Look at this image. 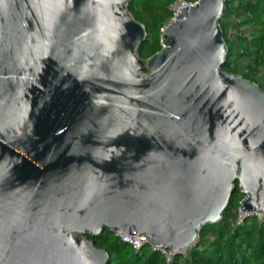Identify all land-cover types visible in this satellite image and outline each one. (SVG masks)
Listing matches in <instances>:
<instances>
[{"label": "water", "instance_id": "water-1", "mask_svg": "<svg viewBox=\"0 0 264 264\" xmlns=\"http://www.w3.org/2000/svg\"><path fill=\"white\" fill-rule=\"evenodd\" d=\"M131 0H0V264H107L88 236L179 254L229 206L264 213V89L221 68L225 0L141 58Z\"/></svg>", "mask_w": 264, "mask_h": 264}, {"label": "trees", "instance_id": "trees-1", "mask_svg": "<svg viewBox=\"0 0 264 264\" xmlns=\"http://www.w3.org/2000/svg\"><path fill=\"white\" fill-rule=\"evenodd\" d=\"M176 1L131 0L129 3L130 13L147 33L138 49L141 58L161 49V30L173 16L170 7ZM220 25L228 49L221 68L264 89V0H225ZM242 196L236 183L221 219L203 226L196 243L187 248V254H173L170 262L148 243L134 249L107 228L98 236L88 237L107 252V264H264V218L260 221L250 214L237 223L236 209Z\"/></svg>", "mask_w": 264, "mask_h": 264}, {"label": "built area", "instance_id": "built-area-1", "mask_svg": "<svg viewBox=\"0 0 264 264\" xmlns=\"http://www.w3.org/2000/svg\"><path fill=\"white\" fill-rule=\"evenodd\" d=\"M196 2H197V0L195 2H192V3H187L184 0H180V2H178V3L175 2L174 4H172L171 7H170V9H171V12H172V15L173 16L171 17L170 21L177 14V12L179 11V9H180L181 6H183V5H193ZM239 189L242 192L243 196L238 201V206H237V209H236V211H237V223H241L243 221V219L245 218V216L250 215V214L256 215L258 217V219L261 221L264 218V213H261V212H248V211H243V209L241 207V203H242L243 199L247 196L248 192H247V190L241 189L240 186H239ZM115 235L117 237H119L122 241L130 244L134 249H139L143 244L147 243V236H146L145 233H137V234L131 235V234H128V233L123 232L121 230H117L115 232ZM152 248L154 250L161 251L164 254L167 262H170L171 261L173 254L170 253V252H166L165 249H164V247H161V246H152ZM184 251H181V254L186 255L187 253L184 252Z\"/></svg>", "mask_w": 264, "mask_h": 264}, {"label": "rangeland", "instance_id": "rangeland-1", "mask_svg": "<svg viewBox=\"0 0 264 264\" xmlns=\"http://www.w3.org/2000/svg\"><path fill=\"white\" fill-rule=\"evenodd\" d=\"M176 2L178 3V2H180V0H177ZM164 29H165V27L162 28V30H164ZM162 30H161V35H160V36H161V40H160V44H161V45H163V41H162ZM195 243H196V242H195ZM195 243H194V244H195ZM194 244L190 245L188 248H190V247L193 246ZM184 252L187 253V249H185Z\"/></svg>", "mask_w": 264, "mask_h": 264}, {"label": "bare ground", "instance_id": "bare-ground-1", "mask_svg": "<svg viewBox=\"0 0 264 264\" xmlns=\"http://www.w3.org/2000/svg\"><path fill=\"white\" fill-rule=\"evenodd\" d=\"M187 249V248H186ZM185 249L181 250V251H184Z\"/></svg>", "mask_w": 264, "mask_h": 264}]
</instances>
